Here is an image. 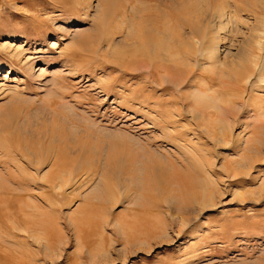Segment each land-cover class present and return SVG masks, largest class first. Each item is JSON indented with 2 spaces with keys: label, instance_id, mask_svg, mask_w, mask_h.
Returning a JSON list of instances; mask_svg holds the SVG:
<instances>
[{
  "label": "rangeland",
  "instance_id": "1",
  "mask_svg": "<svg viewBox=\"0 0 264 264\" xmlns=\"http://www.w3.org/2000/svg\"><path fill=\"white\" fill-rule=\"evenodd\" d=\"M243 1L0 0V264H264V0Z\"/></svg>",
  "mask_w": 264,
  "mask_h": 264
},
{
  "label": "bare ground",
  "instance_id": "2",
  "mask_svg": "<svg viewBox=\"0 0 264 264\" xmlns=\"http://www.w3.org/2000/svg\"><path fill=\"white\" fill-rule=\"evenodd\" d=\"M236 1H237V0H236ZM242 1H243V0H242ZM243 2H244V4H245V6H247L248 8L251 7L252 10H254V9L256 8V7H255V5H256V0H244ZM260 4H261V3H260ZM235 6H236V4H235ZM259 6H260V5H259ZM261 6H262V5H261ZM254 7H255V8H254ZM176 8H177V7H176ZM243 8H244V7H243ZM253 8H254V9H253ZM261 8H262V7H261ZM256 10L259 11L258 8H257ZM154 11H155V10H154ZM157 11H158V10H157ZM237 11L240 12L241 10L237 9ZM261 11H262V10H261ZM261 11H260V12H261ZM235 12H236V11H235ZM250 12H251V11H250ZM253 12H255V11H253ZM260 12H258L259 14H258L257 16H259V15L262 14V16H261V21H259V20H260V16H259V19H258L256 15H255V18H256L255 20H256V22H257V20H258V22H261V24H262V25L260 24V25H261V29H263V28H264V21H263V19H264V14H263L262 12H261V14H260ZM187 13H188V12H187ZM226 13H227V12H226ZM248 13H249V11H248ZM252 14H253V13H252ZM163 15H164V14H163ZM169 15H170V14H169ZM216 15H217V14H216ZM216 15H215V16H216ZM253 15H254V14H253ZM253 15H251V16H253ZM218 16L220 17V15H218ZM222 16L225 17L224 14H223ZM184 17H185V16H184ZM184 17H183V18H184ZM219 17H218V18H219ZM230 17H231V16H229V17L227 16L226 20H227L228 18L230 19ZM210 18H211V17H210ZM231 18H232V17H231ZM252 18H253V17H252ZM252 18H251V19H252ZM212 19H213V18H212ZM248 19H249V18H248ZM151 20H152V19H151ZM186 20H187V19H186ZM209 20H210V19H209ZM224 20H225V19H224ZM231 20H232V19H231ZM235 20H236V19H235ZM200 21H201V20H200ZM211 21H212V20H211ZM219 21H220V20H219ZM188 22H190V21H188ZM207 22H208V21H207ZM207 22H206V23H207ZM227 22H228V20H227ZM232 22H233V21H232ZM239 22L241 23V21H239ZM206 23H205V24H206ZM250 23H251V22H250ZM211 24H212V23H211ZM220 24H221V23H220ZM241 24H242V23H241ZM190 25H191V24H190ZM213 25H214V24H212V26H213ZM221 25H222V24H221ZM198 26H199V25H198ZM262 26H263V27H262ZM206 27H207V26H206ZM218 27H219V26H218ZM224 27H225V26H224ZM198 28H199V27H198ZM200 28H201V27H200ZM208 28H209V27H208ZM221 28H223V27H221ZM203 29H204V28H203ZM218 29H219V28H218ZM256 29H257V28H256ZM256 29H254V30H256ZM261 29H259V30H261ZM97 30H98V29H97ZM190 30H192V29L190 28ZM212 30H214V32L216 33V30H215V29L212 28ZM232 30H233V29H232ZM240 30H241V29H240ZM197 31H198V30H197ZM199 31H200V29H199ZM261 31H262V30H261ZM148 32H149V31H148ZM214 32H213V34H214ZM223 32H224V31H223ZM178 33H179V32H178ZM196 33H198V32H196ZM199 33H200V34H199ZM199 33H198V34H199V41H200V38H201V36H202V35H201V33H202V28H201V31H200ZM224 33H225V32H224ZM263 33H264V30H263L262 34H263ZM146 34H147V33H146ZM192 34H194V33H192ZM210 35H212L211 32H210L209 36H210ZM216 35H217V34H216ZM258 35H259L260 37H262L261 33L258 34ZM259 36H258V38H259ZM194 37H195V36H194ZM210 37H211V36H210ZM263 37H264V36H263ZM263 37H262V38H263ZM202 38H203V37H202ZM202 38H201V40H203ZM211 38H212V37H211ZM222 39H223V38H222ZM144 40H145V39H144ZM178 40H179V39H178ZM186 40H187V39H186ZM194 40H195V39H194ZM153 41H154V40H153ZM179 41H180V40H179ZM199 41H198V42H199ZM183 42H184V40H183ZM155 43H157V42H155ZM178 43H181V44H182V42H178ZM184 43H185V42H184ZM184 43H183V45H184ZM188 43L190 44V42H188ZM181 44H180V45H181ZM158 45H161V43H160V44L158 43ZM158 45H157V48H158V50H159L160 46H158ZM186 45H187V44H186ZM262 45H263V44H262ZM147 46H148V45H147ZM261 47H262V46H261ZM154 48H155V47H154ZM157 48H156V49H157ZM161 48H162V47H161ZM161 48H160V49H161ZM261 49H262V48H261ZM127 50H128V49H127ZM153 50H154V49H153ZM161 50H162V49H161ZM166 50H167V49H166ZM171 51H172V50H171ZM228 51H229V50H228ZM164 52H165V51H164ZM140 53H141V52H140ZM153 53H154V52H153ZM158 53H159V52H158ZM169 53H170V50H169ZM173 53H174V52H173ZM142 54H143V52H142ZM154 54H155V53H154ZM159 54H160V53H159ZM144 55H145V54H144ZM193 55H194V54H193ZM137 56H138V55H137ZM147 56H148V55H147ZM162 56H163V55H162ZM165 56H166V55H165ZM148 57H149V56H148ZM159 57L161 58V55H160ZM122 58H123V57H122ZM150 58H151V57H150ZM156 58H157V57H156ZM180 58H181V57H180ZM191 58H192V57H191ZM191 58H190V59H191ZM147 59H149V58H147ZM162 59H163V57H162ZM177 59H178V58H177ZM192 59H193V58H192ZM149 60H152V59H149ZM158 60H160V59H158ZM261 60H262V59H261ZM154 61H155V60H154ZM148 62H149V61H148ZM181 62H182V61H181ZM191 62H192V61H190V63H191ZM193 62H194V60H193ZM177 63H178V62H177ZM183 63H184V62H183ZM194 63H195V62H194ZM220 63H221V62H220ZM154 64H155V63H154ZM154 64H153V65H154ZM198 64H199V63H198ZM149 65H150V64H149ZM183 65H184V64H183ZM192 65L194 66L193 63H192ZM218 65H219V64H218ZM221 65H222V64H221ZM151 66H152V65H151ZM163 66H164V65H163ZM157 67H158V66H157ZM159 67H161V66H159ZM263 67H264V65H263ZM163 68H164V67H163ZM164 69H165V68H164ZM156 70H157L156 72L160 73V72L158 71V68H156ZM218 71H219V70H218ZM156 72H155V70H151V77H153V80H152L153 82H154V81L156 82V76H157V75H156ZM158 75H160V74H158ZM199 76H200V75H199ZM157 77H158V76H157ZM235 84H236V83H235ZM230 89L232 90L233 87H231ZM243 89H244V88H243ZM228 90H229V89H228ZM229 91H230V90H229ZM206 96H207V95H206ZM197 98H198V97H197ZM193 99H194V98H193ZM210 105H211V103H210ZM211 106H212V105H211ZM229 106H230V105H229ZM216 109H217V108H216ZM260 110H261V109H260ZM234 112H235V111H234ZM263 112H264V111H263ZM227 114H228V112H227ZM216 121H217V120H216ZM7 122H8V121H7ZM50 124H51V123H50ZM57 124H58V123H57ZM96 130H97V129H96ZM43 133H44V132H43ZM54 133H55V132H54ZM112 133H113V132H112ZM114 133H115V132H114ZM121 134H122V133H121ZM89 135H90V134H89ZM117 135H118V134H117ZM119 135H120V134H119ZM56 136H57V135H56ZM75 136H76V135H75ZM123 136H124V135H123ZM123 136H122V137H123ZM36 138H37V137H36ZM55 138H57V137H55ZM55 138H54L53 136H50V135L45 137V140H48V144L52 142L50 145L44 144V140H39V139H38L37 141H35V142H36V143L34 144V147H35V148H34V147H33V148H34V149H37L36 147H40V148H42V149L44 148V150H46V149L50 150L49 148H52V149H53V148H54L53 146H55V143H56V140H57V139L55 140ZM124 138H125V137H124ZM53 141H54V142H53ZM18 142H19V141H18ZM46 143H47V142H46ZM13 144L16 146V148H18V152L20 153L19 156H20L22 159H24L25 163H27V164L29 165V167H30V166H31V167L33 166V167L36 168L38 165H40V163H41L40 160H36L35 162L33 161V156L31 155V153H29V150H28V148L26 147L27 144H26V146H25L24 143H20V142H19V143H16V144L13 143ZM32 145H33V144H32ZM56 145H58V144H56ZM29 147H30V146H29ZM55 147H57V146H55ZM11 148H12V147H11ZM79 148H80V147H79ZM81 148H82V147H81ZM38 149H39V148H38ZM31 150H32V149H31ZM31 150H30V151H31ZM56 150H57V149H56ZM106 150H107V149H106ZM141 150H142V149H141ZM71 152H72V151H71ZM123 153H124V152H123ZM129 154H130V153H129ZM79 155H80V154H79ZM120 155L123 156V154H120ZM54 156H57V154H56V155L54 154ZM101 156H102V155H101ZM124 156H125V155H124ZM74 157H75V156H74ZM108 157H109V156H108ZM125 157H127V156H125ZM149 158H150V157H149ZM22 159H21V160H22ZM104 159H105V158H104ZM109 159H110V158H109ZM118 159H119V156H118ZM63 160H64V158H63ZM41 161H42V160H41ZM103 161H104V160H103ZM116 161H117V160H116ZM120 161H121V160H120ZM76 162H77V161H76ZM111 162H112V161H111ZM124 162H125V159H124ZM63 163H64V162H63ZM122 163H123V162H122ZM123 164H125V166H126L127 163L125 162V163H123ZM63 166H64V165H63ZM63 166H62V167H63ZM121 166H122V165H121ZM123 166H124V165H123ZM111 168H112V167H111ZM58 169H59V168H58ZM119 169H120V168H119ZM119 169H118V170H119ZM35 172H36V171H35ZM55 172H56V171H55ZM115 172H116V171H115ZM119 172H120V170H119ZM65 173H66V172H65ZM116 173H117V172H116ZM107 174H108V173H107ZM57 177H58V176H57ZM192 180H193V179H192ZM200 184H201V182H200ZM198 185H199V183H198ZM190 190H191V189H190ZM206 190H207V189H206ZM205 192H206V191H205ZM26 205H27V204H26ZM37 208H38V207H37Z\"/></svg>",
  "mask_w": 264,
  "mask_h": 264
}]
</instances>
